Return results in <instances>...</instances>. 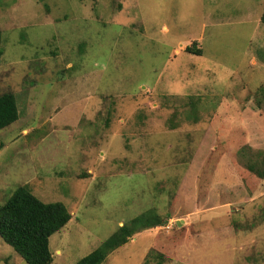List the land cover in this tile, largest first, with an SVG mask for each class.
<instances>
[{
    "label": "rangeland",
    "instance_id": "374dc122",
    "mask_svg": "<svg viewBox=\"0 0 264 264\" xmlns=\"http://www.w3.org/2000/svg\"><path fill=\"white\" fill-rule=\"evenodd\" d=\"M264 0H0V206L20 186L72 218L75 264H264ZM190 50V51H189ZM201 50V54L193 51ZM0 264H28L0 236Z\"/></svg>",
    "mask_w": 264,
    "mask_h": 264
},
{
    "label": "trees",
    "instance_id": "16d2710c",
    "mask_svg": "<svg viewBox=\"0 0 264 264\" xmlns=\"http://www.w3.org/2000/svg\"><path fill=\"white\" fill-rule=\"evenodd\" d=\"M264 23V13L262 15ZM3 37L0 31V61L3 55ZM190 51V50H189ZM200 55L201 50L193 51ZM20 117L14 93L0 94V130L15 123ZM3 142L0 139V149ZM72 218L69 209L60 202H44L28 186L18 187L0 206V236L28 263L52 264L51 236L65 227ZM162 218L148 210L119 226L117 231L99 247L75 264H102L109 253L126 244L135 233L160 226Z\"/></svg>",
    "mask_w": 264,
    "mask_h": 264
}]
</instances>
